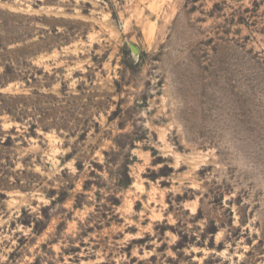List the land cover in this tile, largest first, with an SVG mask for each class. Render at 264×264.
<instances>
[{
	"label": "rangeland",
	"instance_id": "1",
	"mask_svg": "<svg viewBox=\"0 0 264 264\" xmlns=\"http://www.w3.org/2000/svg\"><path fill=\"white\" fill-rule=\"evenodd\" d=\"M0 264H264V0H0Z\"/></svg>",
	"mask_w": 264,
	"mask_h": 264
},
{
	"label": "trees",
	"instance_id": "2",
	"mask_svg": "<svg viewBox=\"0 0 264 264\" xmlns=\"http://www.w3.org/2000/svg\"><path fill=\"white\" fill-rule=\"evenodd\" d=\"M3 111H5L6 113H8V114H10V115L12 114V112H11L10 110H6V109H5V110H3ZM125 178H126V180H127V182H126L125 185H126V186H129V185L131 184V180H130V178H129V176H128V173L125 174Z\"/></svg>",
	"mask_w": 264,
	"mask_h": 264
}]
</instances>
